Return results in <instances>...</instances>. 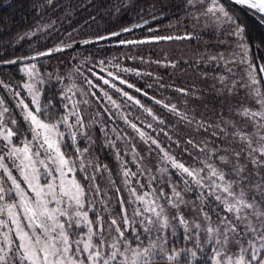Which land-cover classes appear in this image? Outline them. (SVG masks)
Here are the masks:
<instances>
[{"label":"snow or ice","instance_id":"snow-or-ice-1","mask_svg":"<svg viewBox=\"0 0 264 264\" xmlns=\"http://www.w3.org/2000/svg\"><path fill=\"white\" fill-rule=\"evenodd\" d=\"M232 3L264 23V0ZM56 6L54 0H32L41 16ZM183 8L187 19L196 26L203 20L205 30L219 32L218 42L227 44L223 52L184 61L208 71L177 87L150 71L122 69L150 78L148 89L176 96L149 94L118 75L117 64L116 73L100 68L108 78L92 71L99 83L84 76L87 87L65 84L56 103L42 97L37 85L45 81L37 65L25 61L63 48L0 60L23 64L27 77L23 91L0 80L19 110L13 114L9 99L0 97V264H264V56H250L264 49V41L253 46L222 0H183ZM148 31L154 34L119 44L198 38L195 28L184 35H161L151 26ZM151 63L177 67L167 58ZM99 148L113 156L115 173L101 163ZM125 190L129 198L122 196Z\"/></svg>","mask_w":264,"mask_h":264},{"label":"trees","instance_id":"trees-1","mask_svg":"<svg viewBox=\"0 0 264 264\" xmlns=\"http://www.w3.org/2000/svg\"><path fill=\"white\" fill-rule=\"evenodd\" d=\"M54 3L57 6L45 10L44 15L41 16L32 9V0H0V60L17 59L33 55L36 51H45L68 43L96 39L100 36L111 35L112 32H122L121 30L127 27L132 31L122 33L119 37H112L109 40L92 43L36 61H25V63L34 62L43 70L44 61L51 62L58 59L64 62L60 64L59 68L65 70L68 66H75L76 59L80 58L76 57L77 55H80L83 60L87 61L86 63L91 65L92 63L94 65L97 59L114 58L117 55L119 56L116 58L117 62L124 63L121 65L118 75L144 88L149 94L156 92L158 98L162 95L171 96L169 91L148 89L147 83L153 82L150 78L126 75L122 71L124 67L135 68L142 72L150 71L155 75L163 76L167 82L168 79H171L167 70L160 69L156 63H151V61L162 60L160 57L164 55L162 54L164 52L162 50L157 52L156 49L149 48L157 45L162 46L166 42L125 47L119 44V40L146 39L154 34L148 31L150 26L158 28L161 35H184L186 32L183 33L177 25H172L173 21L185 14L183 0H54ZM222 3L230 11H234L239 23L245 26L253 46L259 41H264V23L259 21L257 15L247 8L234 5L230 0H222ZM64 10L71 11L72 15L65 16ZM150 11L162 18L152 19ZM144 20H148L149 23L144 27H134L136 24H144ZM52 21H55V24H52ZM48 24H51V27L45 28L44 26ZM169 25L172 26L169 27ZM27 32H34L35 35L20 39ZM137 46V54L146 56V64L149 63V65L143 66L142 62L134 59L135 54L132 52L135 51L131 47L135 49ZM165 54L166 56L170 55V53ZM251 55L264 56V49L259 52L253 50ZM21 65L20 63L16 65L0 64V80L10 85H13L14 82H22ZM114 70L116 73V67ZM95 72L108 78L105 73ZM92 80L94 83H98L96 78ZM103 87L106 89V86ZM42 90V97L47 96L59 103L57 90L53 84L51 87L42 88ZM128 91L130 94L136 95L137 98L145 99L130 89ZM111 93L113 95V90ZM102 160L108 162L107 157H103Z\"/></svg>","mask_w":264,"mask_h":264},{"label":"rangeland","instance_id":"rangeland-1","mask_svg":"<svg viewBox=\"0 0 264 264\" xmlns=\"http://www.w3.org/2000/svg\"><path fill=\"white\" fill-rule=\"evenodd\" d=\"M172 25H177L179 27V30H181L183 33H192L193 29L195 28V32L198 34V38L194 39L192 41H187V40H179V41H173V42H166L164 45L160 46L157 45L155 47H149L150 49H156L157 52L162 50L164 55H162L160 58L165 59L169 61H174L177 64L176 68L172 67H163L161 65H158L160 69L167 70L169 76H171V79L167 82L175 84V86L180 87V86H190V83L194 80H198L199 74L201 71H208V69L205 68H197V66L194 63H184V61H189L193 62L197 59V53L199 54H205L206 51L210 52H215V51H220L223 52L227 48V44H220L218 41L220 39L219 32L213 33L210 28L208 30H205V26L203 23V20L201 21L199 26H196L193 21L187 19L186 15L183 14L181 18H179L176 21L172 22ZM181 26V27H180ZM225 40H227V37H224ZM126 49V48H125ZM131 49L135 52H132L135 54L134 59L140 61L143 63V66L149 65L146 64V59L147 57L141 56V54H137V48L131 47ZM165 53H170L169 56H166ZM250 56L251 52H250ZM76 57H80L76 59V63L74 67L68 66L65 68V70H61L59 68L60 64H63V61H60L56 59L55 61H44L43 62V70L37 65V70L40 73L39 79H43L45 83L43 85H37L40 88L44 87H51V84L55 86V90H57V95L62 87L65 86V84L69 83H76L77 86H84L87 87L86 84H84V76H88L89 79H95L91 75L92 71H100L101 67H105L108 71H112L115 73V66L117 64L121 65L124 64L122 61L117 62L116 58H119V56L115 55L114 58H102V59H97L96 62H94V65L92 63L88 64L86 63V60H83V58L80 55H77ZM136 57V58H135ZM105 61L104 65L100 64V61ZM111 62V63H109ZM26 63H34V62H26ZM23 67V64L20 66V68ZM79 67V68H78ZM79 69L80 73H83V76H80L77 72L76 69ZM94 68V69H93ZM23 75V81L18 83L14 82L13 85H11L15 90L23 91L20 88V85L27 80V77ZM98 74V73H97ZM100 75V74H99ZM51 77V79L49 78ZM56 77H60L63 83H58L56 80ZM99 83V82H98ZM103 87V86H102ZM110 94L111 89H107ZM169 93L171 96H176V93L169 90ZM114 98H117L118 101L121 100L122 98H119L117 94L113 93ZM0 97H5L9 99L10 102V107H12L13 114L18 115L19 110L14 107V102L11 101V98L9 97V94L3 90V88H0ZM26 97V102L30 103V99H27V95L25 93ZM59 101V99H57ZM146 104L149 106L153 107L154 110L163 112V109H161L158 105H153L150 101H147L145 99H142ZM125 112L128 111V109H124ZM131 111L133 113L139 114V110L136 109L134 106L131 108ZM146 119H149L146 117ZM70 151V150H69ZM100 161L101 163L108 164L112 170L113 173L116 172L118 169V165H116V162L113 158V156L109 153L108 149L104 148H99L97 150ZM103 157L108 158V162L103 161ZM130 159V157H129ZM134 168V166H132ZM113 179L119 180L120 178L118 176L113 175ZM121 186V185H117ZM122 196L124 198H129V193L125 190L122 193ZM113 205L115 209H118V205L116 204L115 200H113Z\"/></svg>","mask_w":264,"mask_h":264},{"label":"water","instance_id":"water-1","mask_svg":"<svg viewBox=\"0 0 264 264\" xmlns=\"http://www.w3.org/2000/svg\"><path fill=\"white\" fill-rule=\"evenodd\" d=\"M122 33H125V32H121V34ZM107 36H111V35H107ZM90 41H93V43H96V42H101L103 40H99L98 38H96V39H90ZM89 44H92V43H89ZM89 44H84L83 41H80V42H73V43H68V44L60 45V46H57V47L63 48L64 51H62V52H54L52 55H58V54H61V53H65V52H68L70 50H74L76 48L84 47V46L89 45ZM69 45H71V47H69ZM54 48H56V47L47 49L45 51H49V50L54 49ZM46 57H48V56H46ZM41 58H45V57H41ZM41 58H39V59H41Z\"/></svg>","mask_w":264,"mask_h":264},{"label":"bare ground","instance_id":"bare-ground-1","mask_svg":"<svg viewBox=\"0 0 264 264\" xmlns=\"http://www.w3.org/2000/svg\"><path fill=\"white\" fill-rule=\"evenodd\" d=\"M230 1H232V0H230Z\"/></svg>","mask_w":264,"mask_h":264}]
</instances>
